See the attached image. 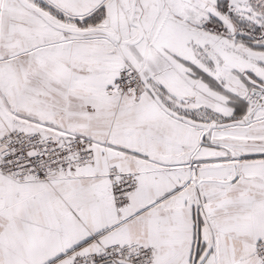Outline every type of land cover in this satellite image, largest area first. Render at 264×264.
I'll list each match as a JSON object with an SVG mask.
<instances>
[{"label": "snow or ice", "instance_id": "snow-or-ice-1", "mask_svg": "<svg viewBox=\"0 0 264 264\" xmlns=\"http://www.w3.org/2000/svg\"><path fill=\"white\" fill-rule=\"evenodd\" d=\"M0 264H264V0H0Z\"/></svg>", "mask_w": 264, "mask_h": 264}]
</instances>
